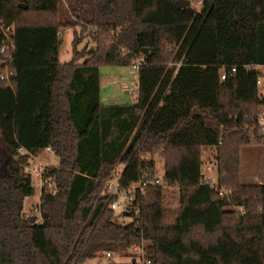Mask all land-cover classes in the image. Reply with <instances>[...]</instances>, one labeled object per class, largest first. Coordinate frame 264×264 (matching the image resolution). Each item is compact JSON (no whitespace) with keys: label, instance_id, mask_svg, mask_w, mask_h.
<instances>
[{"label":"trees","instance_id":"obj_1","mask_svg":"<svg viewBox=\"0 0 264 264\" xmlns=\"http://www.w3.org/2000/svg\"><path fill=\"white\" fill-rule=\"evenodd\" d=\"M175 1L87 0L71 22L60 0H0L14 41L8 79L0 64V264H81L132 246L151 264H264V183H241L239 169L240 148L264 144L254 68L264 66V0H201L198 13ZM76 24L72 58L61 62V31ZM83 38L93 46L78 49ZM140 58L135 101L103 104L100 67ZM21 146L59 158L45 169L57 191L41 192V221L25 211L35 187L15 157ZM204 146L227 196L203 179ZM156 155L162 184L149 182ZM117 174L126 192L146 182L127 205L139 217L125 223L106 193Z\"/></svg>","mask_w":264,"mask_h":264},{"label":"rangeland","instance_id":"obj_2","mask_svg":"<svg viewBox=\"0 0 264 264\" xmlns=\"http://www.w3.org/2000/svg\"><path fill=\"white\" fill-rule=\"evenodd\" d=\"M187 1L189 3V6L196 10H200L202 8V2L201 0H183ZM72 12L79 14L80 16H86L87 14V0H60V18L62 21H71L73 22L75 17L73 16ZM76 29V31L80 30L79 25H75V27L70 26L63 28L61 31V45L59 47V60L61 62H67L72 58V40L74 38L73 31ZM88 48L93 46V43L91 40H88L86 38L81 39V42L78 44L77 48L82 49L84 47ZM101 74V82H102V89L101 91V98L103 96L109 94H115L118 90L119 83L115 79V83L113 84L111 80L112 77H116L119 80H124L125 77L123 76H129L133 78V82H128L126 90L122 92L123 96V103H131V100H133V95H135V80L136 77L132 74L133 71L130 68V66H110L105 65L101 66L100 69ZM124 73L123 76L119 75L120 73ZM113 79V78H112ZM260 90L261 87H260ZM102 100V99H101ZM111 102V101H109ZM133 102V101H132ZM38 161L41 162L43 165L48 167H58L59 164V158L53 153L48 152L46 150H43L37 157ZM156 163V167L158 170L157 175H161L163 172V159L156 155L153 157ZM201 160H202V166H201V172L202 175L208 176V177H216V167H215V151L211 147L204 146L201 148ZM118 169L120 170L122 168V165L119 164ZM240 181L243 184H255V183H264V144L263 145H249V146H243L240 148ZM259 179V182L257 181ZM34 187H35V194L32 197L26 198L24 202V207L26 211V214L29 210V206L32 204H35V202L38 200V194H39V185L37 181H34ZM120 193L114 200L115 203H119L118 207L115 209V217L119 218V222H129L130 217L125 216L124 218H121V213L124 210L125 206V199L126 196ZM165 204L168 208H174L178 204V195L177 190L174 188H169L166 190V199ZM129 252L127 250L123 251H114L112 254L110 262H117V263H125L130 261V255H128ZM104 258V254L101 255L98 253V256L95 258L86 260L85 262L81 264H105L109 262Z\"/></svg>","mask_w":264,"mask_h":264},{"label":"built area","instance_id":"obj_3","mask_svg":"<svg viewBox=\"0 0 264 264\" xmlns=\"http://www.w3.org/2000/svg\"><path fill=\"white\" fill-rule=\"evenodd\" d=\"M0 32L3 35L2 43L0 46V53L3 56H5V58L0 61V64L3 67V76L6 79H8L10 72H9V67H8V65H6V63L11 59V51L14 48V41H13L12 31H11V28L9 26L2 27L0 25ZM139 60H142V58L137 59L130 66V68L133 71V75L135 77L137 76ZM254 68L258 72H260V71L264 72V66H254ZM234 72H235V67H231L229 71L222 70L220 73V78L225 79L228 75H230V73H234ZM261 72L258 73V75L256 77V84L259 86L262 85V83L264 82V77H263V74H261ZM134 87H135V89H137V83H136V86H134ZM132 97H133V99L136 98V91H135V95H133ZM257 122H258L260 129L264 132V110H262L258 113ZM250 142L253 144V143H255V140L251 139ZM44 150H46L48 152H52V149L50 147H46ZM18 156L24 157V161L20 165L21 173L25 177H29L33 182L37 181V183L40 187L39 194H38V201L29 208L27 215L28 216H35L36 221H41L42 218H41V214L39 211V204H38L40 194L42 191L48 192L50 194H55L57 191L56 183L52 177L45 175V169L48 166H45L41 162H39L37 159V157H38L37 155L30 153L27 149H25L24 147L21 146L17 149V154L15 157H18ZM203 179L209 185L210 188L218 189V194L220 196H227L228 195V192L226 190H224V188L218 186L217 181H216V177L213 178V177H208V176L203 175ZM149 182L162 184V175L156 176V178L151 179ZM145 183L146 182H135L131 186V188H129L126 192V191H123L120 189L119 174H117L114 178L106 181V193L109 197H113V196L117 197L120 193H123L126 196V199H125L126 201H125L124 210L122 212H126L127 210L129 211V207H127V205L131 202V199H132L131 193L137 188L139 190H143V188L145 187ZM128 193H130V194H128ZM118 205H119V203H115L114 201L110 204L111 208H113V209H116V207H118ZM240 212L243 213L244 210L242 208H240ZM130 213H131L130 219H135V218L139 217V210L138 209H134ZM127 251L129 252L128 255H130L129 256L130 260L131 261L134 260L135 264H151L150 258L144 255V250L141 246H132ZM113 252H111V251L105 252L104 258L109 261L112 257Z\"/></svg>","mask_w":264,"mask_h":264},{"label":"crops","instance_id":"obj_4","mask_svg":"<svg viewBox=\"0 0 264 264\" xmlns=\"http://www.w3.org/2000/svg\"><path fill=\"white\" fill-rule=\"evenodd\" d=\"M120 74L119 75H121V76H123V74L124 73H121V72H119ZM133 74V73H132ZM101 74H100V79H101ZM123 77H125V79L124 80H119L118 78H116V77H112L111 78V80L109 81V82H111L112 81V83L114 84L115 83V79L118 81V83L120 84L119 85V87H118V90L116 91V93L115 94H109V93H107V95H105V96H103V98H101V91H100V99H102L101 100V102L103 103V104H122L123 103V101H124V99H123V94H122V92H124L125 90H126V87H127V84H128V82H126V81H132L133 82V78L131 77V75H129V76H123ZM136 80H135V84H134V86H136ZM102 89V82H101V86H100V90ZM109 101H111V102H109ZM134 102L135 101V99H133V100H131V102ZM162 175V174H161ZM257 181L259 182V179H257ZM29 198V197H28ZM26 200V199H25ZM38 201V200H37ZM36 201V202H37ZM35 202V203H36ZM34 205V204H33ZM32 206V204L29 206V208ZM25 211H27V210H25ZM29 211V210H28Z\"/></svg>","mask_w":264,"mask_h":264},{"label":"water","instance_id":"obj_5","mask_svg":"<svg viewBox=\"0 0 264 264\" xmlns=\"http://www.w3.org/2000/svg\"><path fill=\"white\" fill-rule=\"evenodd\" d=\"M175 3L181 7H186L188 10H191L195 13H198L199 11L192 8L191 6H189V3L187 1H183V0H176ZM123 216H127L126 212H122ZM35 221V216H31L30 217V222H34ZM134 262V260H132V263Z\"/></svg>","mask_w":264,"mask_h":264}]
</instances>
